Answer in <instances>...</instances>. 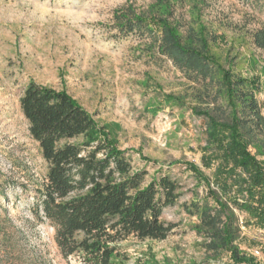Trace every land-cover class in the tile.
<instances>
[{"label": "rangeland", "instance_id": "obj_1", "mask_svg": "<svg viewBox=\"0 0 264 264\" xmlns=\"http://www.w3.org/2000/svg\"><path fill=\"white\" fill-rule=\"evenodd\" d=\"M135 16L168 20L184 42L202 32L213 38L209 48L219 63L241 77H260L264 116V50L255 43L264 0H0V264H79L62 256L55 229L34 212L48 164L20 107L32 81L67 91L92 114L128 151L133 169L147 172L144 185L159 174L180 185L179 199L161 218L173 225L168 237L121 242V264L230 263L227 255L211 259L196 231L193 204L206 197L209 183L186 168L197 165L212 182L214 168L202 162L206 120L193 109L213 106L221 75L208 96L205 84L159 54L156 25L121 33L119 25ZM241 229L238 246L264 264V231Z\"/></svg>", "mask_w": 264, "mask_h": 264}, {"label": "trees", "instance_id": "obj_2", "mask_svg": "<svg viewBox=\"0 0 264 264\" xmlns=\"http://www.w3.org/2000/svg\"><path fill=\"white\" fill-rule=\"evenodd\" d=\"M162 31L159 54L189 80L209 87L221 75L206 109L194 112L206 120L202 162L214 168L212 182L201 169L186 163L198 180L209 183L206 197L193 204L196 231L207 240L210 258L227 264H258L238 246L242 224L264 231V116L257 94L261 79L241 77L210 52L213 38L199 33L184 42L163 18L135 16L119 25L122 34ZM264 50V29L255 35ZM222 98V99H221ZM32 138L39 144L48 172L36 189L34 212L56 231V244L66 259L79 264H121L118 245L130 237L164 240L173 225L162 221L164 209L180 197V185L169 174L134 170L128 151L119 149L94 116L67 91L30 82L20 98ZM246 215L242 220L241 215Z\"/></svg>", "mask_w": 264, "mask_h": 264}, {"label": "built area", "instance_id": "obj_3", "mask_svg": "<svg viewBox=\"0 0 264 264\" xmlns=\"http://www.w3.org/2000/svg\"><path fill=\"white\" fill-rule=\"evenodd\" d=\"M258 253V252H257Z\"/></svg>", "mask_w": 264, "mask_h": 264}]
</instances>
